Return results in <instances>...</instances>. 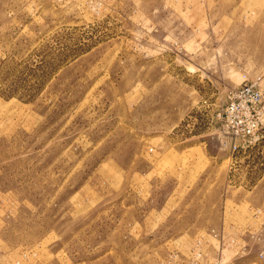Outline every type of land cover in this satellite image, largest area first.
<instances>
[{"label":"rangeland","instance_id":"rangeland-1","mask_svg":"<svg viewBox=\"0 0 264 264\" xmlns=\"http://www.w3.org/2000/svg\"><path fill=\"white\" fill-rule=\"evenodd\" d=\"M257 78L264 0H0V264H264Z\"/></svg>","mask_w":264,"mask_h":264},{"label":"built area","instance_id":"built-area-1","mask_svg":"<svg viewBox=\"0 0 264 264\" xmlns=\"http://www.w3.org/2000/svg\"><path fill=\"white\" fill-rule=\"evenodd\" d=\"M205 110L211 111L213 104L207 99L202 101ZM217 111V110H216ZM217 116L228 132L250 141L264 128V92L261 78L245 82L229 89L228 102ZM239 145H234V150Z\"/></svg>","mask_w":264,"mask_h":264},{"label":"crops","instance_id":"crops-1","mask_svg":"<svg viewBox=\"0 0 264 264\" xmlns=\"http://www.w3.org/2000/svg\"><path fill=\"white\" fill-rule=\"evenodd\" d=\"M199 135H200V134H199ZM199 135H198V136H199ZM201 144H202V143H201ZM224 192H225L224 194H225V196H226V195H227V194H226V191H224ZM221 195L223 196V194H220V196H221Z\"/></svg>","mask_w":264,"mask_h":264}]
</instances>
